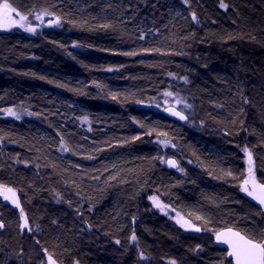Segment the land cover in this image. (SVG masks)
<instances>
[{
	"label": "trees",
	"instance_id": "16d2710c",
	"mask_svg": "<svg viewBox=\"0 0 264 264\" xmlns=\"http://www.w3.org/2000/svg\"><path fill=\"white\" fill-rule=\"evenodd\" d=\"M5 2L54 21L0 29V188L31 229L0 198V264H233L216 231L264 240L241 190L245 148L264 184V0Z\"/></svg>",
	"mask_w": 264,
	"mask_h": 264
},
{
	"label": "snow or ice",
	"instance_id": "6c2138e0",
	"mask_svg": "<svg viewBox=\"0 0 264 264\" xmlns=\"http://www.w3.org/2000/svg\"><path fill=\"white\" fill-rule=\"evenodd\" d=\"M221 7L226 8L227 5L221 3ZM16 13V9L12 8L10 4L5 2L4 4L0 5V21L3 22H10L15 23L16 21L12 20V14ZM47 14V13H45ZM17 16H19V13H16ZM37 19H40L41 17L38 15L36 17ZM27 17L25 16H19L20 21H25ZM193 19H195V15H193ZM58 22V19H57ZM23 26V24H21ZM29 31H35V29L29 28ZM143 38V37H141ZM126 55H135L136 53H125ZM166 95H172L171 93H166ZM177 103H180L178 100ZM188 107H191L188 105ZM168 111H171L173 115L178 116L181 120L187 119L185 115H183L181 112L167 109ZM9 115L16 116L17 119H19V116L11 110H8ZM244 151L248 155V162H249V178L245 179L243 181L244 185H248L251 181L252 183V191H249L247 187H244L242 190L247 192L248 195L254 196L255 199H257L260 204L264 205V184H257L255 181L254 176H252V154L249 152L247 148L244 149ZM172 166H176V162L174 160L167 161ZM113 179L115 177H112ZM256 189H259V194L256 193ZM6 192L11 193V197L5 196V199H12V202L19 207V202L16 200L15 192L11 188H7ZM154 202H156L157 207H161L158 201H156V198H152ZM21 217L24 221L22 227L25 229L31 230L28 227V219L24 215L23 210L21 209ZM0 227H3V224L0 223ZM199 231L200 229H196ZM132 240H136V236L133 234L131 237ZM217 240H221L223 243L228 244L231 248V251L228 252V256L234 257L235 264H264V240H254V239H247L244 236L240 235L238 232H233L231 229H228L226 232L217 233ZM119 243V241H117ZM49 260H51V257H49ZM52 264H55L53 261ZM175 264V262H173Z\"/></svg>",
	"mask_w": 264,
	"mask_h": 264
},
{
	"label": "rangeland",
	"instance_id": "374dc122",
	"mask_svg": "<svg viewBox=\"0 0 264 264\" xmlns=\"http://www.w3.org/2000/svg\"><path fill=\"white\" fill-rule=\"evenodd\" d=\"M172 5H174V4H172ZM175 11H176V14H177L178 13L177 12L178 8ZM16 13H18V12L16 11ZM16 13L12 14V20L16 21L15 23L0 21V29L1 30H10V29H13V28H20V29L23 28L24 30H27L28 32L33 33L34 31H29L28 29L32 28V29L36 30L40 26L48 24V23H52L54 21V19H52V17H50L48 15H46L47 17L44 16V17H41L40 19H37L36 17L39 14H34L33 16H29V17H27V19L25 21H20L19 20V16H23V15L19 14V16H17ZM39 16H42V15H39ZM45 22H47V23H45ZM43 23H45V24H43ZM21 24H23V26H21ZM138 25H140V26L143 25V21L139 22ZM158 102H160V99H158ZM168 105H175V106L177 105V106L180 107V103H177V101L172 103V97L171 96L170 97H164L162 99V101L160 102V104L157 103V107H160L163 112H164L165 107L168 106ZM249 152H251V151L249 150ZM245 155H246L247 172H248L245 179H250L249 178L248 155H247L246 152H245ZM251 170H252V176H254L256 183L257 184H263V183L258 181L257 172H256V168H255V164H254L253 160H252ZM243 181L241 182V184H242L241 185V190L244 187H247L249 189V191H252L253 188H252L251 181L249 182L248 185H244ZM7 188L8 187L0 188V198L5 203L7 202L9 205L13 206L17 210L18 216L21 219V227H22L24 221H23V219L21 217V205L19 204V207H17V205L12 202L11 198L5 199V196L11 197V193L6 192ZM12 190L15 192V194H16L15 198L19 202L18 193H16V191L14 189H12ZM259 191H260L259 189H256V193L257 194H259ZM242 192L245 195H247L248 197H251L253 200H255L260 206L264 207V205L260 204V202L257 199L254 198V196L248 195V193L243 191V190H242ZM153 197L156 198V201L159 202L161 207H157L156 206V202H154L153 199H152ZM147 199H148V204H147V209L148 210L156 212V213L159 212L160 214H162V215H164V216H166L168 218H171L172 220L176 221L179 226H182L185 230L193 231V230H196L198 228V226L194 222L188 220L181 211H178L177 209L172 207L170 204L166 203L164 201V199L161 198L159 195H150V196L147 197ZM23 213H24V211H23ZM24 215H25V213H24ZM25 216L27 217V215H25ZM22 229L23 230H27V229H25L23 227H22ZM49 257H51V256L48 253L45 252V255L43 256L40 264H52V262L54 260H53L52 257H51V260H49ZM54 262H55V264H59L56 261H54Z\"/></svg>",
	"mask_w": 264,
	"mask_h": 264
},
{
	"label": "water",
	"instance_id": "95a60500",
	"mask_svg": "<svg viewBox=\"0 0 264 264\" xmlns=\"http://www.w3.org/2000/svg\"><path fill=\"white\" fill-rule=\"evenodd\" d=\"M167 109H172V110L181 112L183 115H185L187 117V119L181 120L178 116L173 115L172 112L171 111H168ZM164 113H166V114L174 117L175 119L177 118V119H179L180 121H182L184 123H188L189 120H190V117L187 116V114L179 106H177V105L176 106L175 105H168V106H166L165 109H164ZM170 160H174L176 162V166L174 167V166H172V165H170L168 163L169 166L171 168H173V169H176V170L179 169L180 162H178L175 157H169L167 159V161H170ZM0 223L3 224V227H0V245H1V234H2V230L5 229V222L3 221L2 217H1V214H0ZM228 229H231L233 232L240 233V235L244 236L247 239H253V238H250L249 236H247L242 230H238V229H236L234 227H227V228L219 229L218 231H216V235L214 237V243L216 244V246H219L221 248H225L227 250V254H228L229 251H231V248H230V246L228 244L223 243L221 240H217V233L226 232ZM228 257L231 258L232 259V263L235 264L234 257H230V256H228Z\"/></svg>",
	"mask_w": 264,
	"mask_h": 264
}]
</instances>
